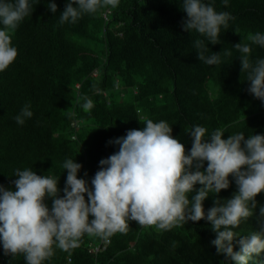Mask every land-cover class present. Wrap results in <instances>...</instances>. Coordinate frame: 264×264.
<instances>
[{
  "label": "trees",
  "instance_id": "obj_1",
  "mask_svg": "<svg viewBox=\"0 0 264 264\" xmlns=\"http://www.w3.org/2000/svg\"><path fill=\"white\" fill-rule=\"evenodd\" d=\"M50 2L57 4L55 13L48 7ZM69 2L29 0L32 14L12 34L18 56L0 72V185L4 188L15 190L17 169H31L37 175L59 177L63 196L66 159L82 165L77 176L91 187L99 161L119 150L109 141L142 129L148 119L167 122L186 151L192 146L188 133L196 125L207 129L206 139L217 128L224 130V139L240 132L245 139L264 135V101L248 91L241 54L233 46L248 43L249 33H264V0H228L227 6L224 0H204L217 12L234 17L227 29L221 28L220 43L215 45L198 32L183 29L187 19L183 0H119L117 7L102 6L76 23L60 24ZM196 39L208 45V55L221 52L222 62L210 66L200 61ZM224 50L232 55L224 56ZM250 58H264V47L252 45ZM84 97L94 102L89 112L82 108ZM26 104L33 116L19 125L15 117ZM229 181L228 189L205 199V214L216 199L223 202L238 191L233 176ZM255 199L254 215L235 229L241 236L264 231L260 215L264 192ZM45 203L51 209L50 197ZM215 238L207 219L171 230L129 221L126 233L108 240L85 234L75 249L62 251L54 245V255L43 264H234L217 253L211 243ZM234 251H239L235 241ZM0 264L26 261L23 254L5 255L0 242Z\"/></svg>",
  "mask_w": 264,
  "mask_h": 264
},
{
  "label": "clouds",
  "instance_id": "obj_2",
  "mask_svg": "<svg viewBox=\"0 0 264 264\" xmlns=\"http://www.w3.org/2000/svg\"><path fill=\"white\" fill-rule=\"evenodd\" d=\"M118 3L119 0H70L59 22L76 23L84 14H93L102 6L114 8ZM224 4L227 6L228 0ZM48 7L53 13L57 11L54 2ZM182 7L187 15L183 29L198 32L213 45L220 43L221 28L227 29L234 19L228 12H217L204 0H183ZM30 14L29 0H0V24L4 26L0 29V72L17 58L12 34ZM247 41L233 46L241 54V72L247 73L250 82L248 91L264 101V58H250L252 45L264 47V33H249ZM194 47L198 59L205 64L222 62L221 52L208 55L210 49L203 40L196 39ZM223 54L232 55L230 50ZM83 99L82 108L89 112L94 102L88 97ZM32 116L30 104H26L15 121L23 125ZM206 133L205 127L193 126L188 133L192 146L186 151L185 145L173 137L167 122L148 119L142 129L128 130L125 136L109 141L119 145V150L99 161L100 169L91 179V187L77 176L82 165L75 159H66L62 165L67 170L63 196L59 195V177L17 169L15 190L0 185V242L4 254H23L26 264H43L54 255V245L62 251L75 249L85 234L108 240L116 233H126L129 221L171 230L188 221L207 219L216 232L211 243L218 254H224L234 264H257V257L264 252V231L241 236L235 229L254 215L255 198L264 192V135L253 134L245 139L240 132L224 139V130L217 128L206 139ZM230 175L238 191L223 202L216 199L205 214L203 202L210 194L228 189ZM197 184L201 186L198 189ZM46 197L52 199L51 209L45 203ZM260 215L264 216V206L260 207ZM89 216L93 219L89 220ZM234 241L239 251H234Z\"/></svg>",
  "mask_w": 264,
  "mask_h": 264
},
{
  "label": "built area",
  "instance_id": "obj_3",
  "mask_svg": "<svg viewBox=\"0 0 264 264\" xmlns=\"http://www.w3.org/2000/svg\"><path fill=\"white\" fill-rule=\"evenodd\" d=\"M99 250V247L98 248H95V251H98Z\"/></svg>",
  "mask_w": 264,
  "mask_h": 264
},
{
  "label": "bare ground",
  "instance_id": "obj_4",
  "mask_svg": "<svg viewBox=\"0 0 264 264\" xmlns=\"http://www.w3.org/2000/svg\"><path fill=\"white\" fill-rule=\"evenodd\" d=\"M260 263L262 264V261Z\"/></svg>",
  "mask_w": 264,
  "mask_h": 264
}]
</instances>
